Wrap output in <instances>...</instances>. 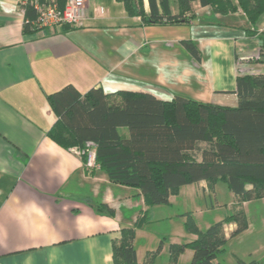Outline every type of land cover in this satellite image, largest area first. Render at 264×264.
I'll use <instances>...</instances> for the list:
<instances>
[{
	"label": "crops",
	"instance_id": "crops-1",
	"mask_svg": "<svg viewBox=\"0 0 264 264\" xmlns=\"http://www.w3.org/2000/svg\"><path fill=\"white\" fill-rule=\"evenodd\" d=\"M22 2L0 0V264H113L112 242L145 214L133 241L142 264L153 250H139L136 241L154 206L102 170L87 171L76 148L48 137L57 118L46 95L72 85L81 94L101 87L234 107L236 78L264 73V14L251 24L241 10L221 15L195 2L187 24L142 25L116 0L123 7L116 22L85 0L83 28L24 33ZM184 40L195 44L199 62ZM206 185L197 188L205 192ZM95 203L114 217L95 212Z\"/></svg>",
	"mask_w": 264,
	"mask_h": 264
},
{
	"label": "trees",
	"instance_id": "trees-1",
	"mask_svg": "<svg viewBox=\"0 0 264 264\" xmlns=\"http://www.w3.org/2000/svg\"><path fill=\"white\" fill-rule=\"evenodd\" d=\"M51 2L60 9L66 0ZM129 17L140 18L142 25L187 24L195 16L193 3L211 7L227 15L241 10L251 24L264 14V0H116ZM32 0L20 4L24 15L23 32L38 30ZM172 2L175 10H173ZM69 27H65V30ZM190 56L200 61V53L190 40L180 42ZM259 62L264 64L260 52ZM234 107L199 103L174 95L170 101L149 93L119 90L106 93L101 87L81 94L72 85L46 95L57 120L48 137L62 148L83 149L86 143L95 148L99 169L113 184L136 188L145 205H168L178 188L206 181L213 189L223 181L239 202L264 199V73L236 78ZM84 160V157H81ZM99 214L114 217L105 204H90ZM186 216V230L196 238L184 244L169 246V263L176 264L181 253L192 251L190 264H222L227 238L225 224H234L229 238L247 230L248 223L238 210L206 230H199ZM148 222L147 215L135 227L122 228L119 240L112 242L113 264H137L133 246L135 228ZM162 242L146 252L142 264H153ZM239 264H264L251 260Z\"/></svg>",
	"mask_w": 264,
	"mask_h": 264
},
{
	"label": "rangeland",
	"instance_id": "rangeland-1",
	"mask_svg": "<svg viewBox=\"0 0 264 264\" xmlns=\"http://www.w3.org/2000/svg\"><path fill=\"white\" fill-rule=\"evenodd\" d=\"M90 10L99 5L103 6L115 22L119 21L123 7L114 0H89ZM193 6V5H192ZM173 10H175L172 2ZM205 182V181H204ZM171 204L154 206L150 223L146 226L145 234L140 235L136 246L155 250L162 242L160 254L153 264H169V246L171 244H184L196 238L186 230V216L190 212L191 220L196 227L204 231L212 224L222 221L226 216L242 210L245 214L248 227L243 233L229 238L230 224L223 226L224 236L228 239L224 252L219 256L222 264H239L238 261L248 263L251 260L261 261L264 257V199L251 202H239L228 190L223 181H218L213 189L206 185L205 192L197 188V184L178 188L171 195ZM244 203V204H243ZM179 215L176 217V215ZM167 216H170L166 219ZM171 216H173L171 218ZM190 253V254H189ZM191 251L181 253L176 264H190Z\"/></svg>",
	"mask_w": 264,
	"mask_h": 264
},
{
	"label": "built area",
	"instance_id": "built-area-1",
	"mask_svg": "<svg viewBox=\"0 0 264 264\" xmlns=\"http://www.w3.org/2000/svg\"><path fill=\"white\" fill-rule=\"evenodd\" d=\"M26 2L27 0H23L22 3ZM31 3L36 14L34 23L39 31L45 30L55 33L63 26L74 29L85 26V0H66L62 9L56 4L46 1L32 0ZM77 152L81 157H84L83 166L87 171L99 169L92 143H86L84 148L77 149Z\"/></svg>",
	"mask_w": 264,
	"mask_h": 264
}]
</instances>
